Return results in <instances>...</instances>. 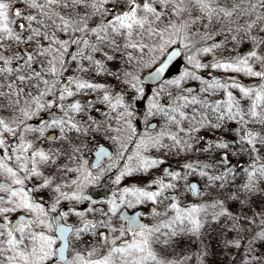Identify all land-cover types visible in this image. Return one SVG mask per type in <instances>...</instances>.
I'll return each instance as SVG.
<instances>
[{
    "label": "snow or ice",
    "instance_id": "6c2138e0",
    "mask_svg": "<svg viewBox=\"0 0 264 264\" xmlns=\"http://www.w3.org/2000/svg\"><path fill=\"white\" fill-rule=\"evenodd\" d=\"M213 261L264 264V0H0V264Z\"/></svg>",
    "mask_w": 264,
    "mask_h": 264
},
{
    "label": "rangeland",
    "instance_id": "374dc122",
    "mask_svg": "<svg viewBox=\"0 0 264 264\" xmlns=\"http://www.w3.org/2000/svg\"><path fill=\"white\" fill-rule=\"evenodd\" d=\"M173 75H175V73H173ZM185 247L184 245H182V248ZM212 264H214V261L212 262Z\"/></svg>",
    "mask_w": 264,
    "mask_h": 264
}]
</instances>
